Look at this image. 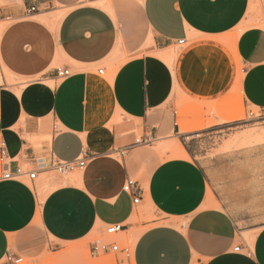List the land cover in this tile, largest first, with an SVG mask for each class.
<instances>
[{"label": "crops", "instance_id": "crops-1", "mask_svg": "<svg viewBox=\"0 0 264 264\" xmlns=\"http://www.w3.org/2000/svg\"><path fill=\"white\" fill-rule=\"evenodd\" d=\"M54 1L70 8L55 27L41 17ZM141 2L146 33L104 0H26L38 10L7 17L18 19L3 27L0 67L18 82L0 84V264L38 232L72 243L111 224L138 229L139 207L155 219L141 223L150 227L133 244V264H264V143L201 160L182 145L188 158L157 149L196 132L178 115L179 96L219 102L240 89L245 106L264 109V27L230 46L251 0ZM59 67L71 75L57 78ZM79 158L83 168L52 167ZM17 169L36 176L3 178Z\"/></svg>", "mask_w": 264, "mask_h": 264}, {"label": "rangeland", "instance_id": "rangeland-1", "mask_svg": "<svg viewBox=\"0 0 264 264\" xmlns=\"http://www.w3.org/2000/svg\"><path fill=\"white\" fill-rule=\"evenodd\" d=\"M104 1L111 3L114 15L118 17L120 21L124 14H126L127 18L133 20L136 27H139L141 33H146L143 24L139 20V10L142 3L141 0ZM30 7L31 6L26 3V0H0V27L5 28L9 23L14 22V19H18L17 17L13 19L7 18L14 15V12L17 10H23L27 17L31 16L32 13H28ZM69 9V6L54 1L51 5L42 9V11L50 13L41 17L48 18V21L45 22L55 27V18H59L61 15L63 16ZM121 23L122 22H120V25ZM263 27L264 0H251L246 19L242 25L233 32L229 37V40H225V42L232 46L238 36L244 31L251 28ZM191 41L192 39L189 40V42ZM180 48L181 47L178 46L177 50ZM58 66H61V63ZM3 79L4 83L9 86L18 82L0 67V84L3 82ZM177 107L178 115L181 118H184L183 121H186L188 126L195 128L196 132L180 135V137L177 135L176 137H173V139H177L175 142L184 146L186 149H190L191 151L197 150L196 159L198 160H201V155L210 157L223 151L264 143V113H260L262 111H260V108L257 106H245L243 102V94L240 89L233 90L232 94L219 102H198L184 96H179ZM250 111L254 112V115L256 116L261 114V118H250L248 115ZM229 114L231 116L233 115L235 120L225 121ZM119 123V120L113 121V124L115 125H118ZM226 123L229 124L226 125ZM184 130L185 129L182 128L181 132H184ZM127 131H129V128H124L119 130V133L124 134ZM247 134H253L251 136V141L246 143L238 142L237 145H230L231 141L236 137L241 138L243 135ZM193 141H197V143L193 144ZM168 146L169 145L167 144L162 146V148L159 145L157 149H159L161 154L166 158H180L176 154L172 155L169 149H165L166 147L168 148ZM137 210L138 214H134L135 217L133 221L139 223L138 229L111 236L106 235L105 232L100 233L96 231L85 240L72 243L52 242L47 240L44 236H41L38 232L39 236L31 241L30 248L23 249L22 256H20L23 258L21 262H11L6 258L1 264H133V244L139 233L150 227L142 226L141 223L148 222L151 224L155 219V216L151 213L149 207H139ZM94 241H98L99 243L116 242L119 245L120 250L105 251L94 254L92 252V243ZM247 242L250 244L249 240H247ZM36 244L37 247L34 246ZM13 257L15 258L17 256Z\"/></svg>", "mask_w": 264, "mask_h": 264}, {"label": "built area", "instance_id": "built-area-1", "mask_svg": "<svg viewBox=\"0 0 264 264\" xmlns=\"http://www.w3.org/2000/svg\"><path fill=\"white\" fill-rule=\"evenodd\" d=\"M38 9L35 6H31L28 10V13H32L37 11ZM185 40H180V44H184ZM100 73H103V69L100 70ZM71 75V71L69 69H65V68H57L56 69V77L57 78H65ZM260 113H264V109L260 108ZM249 117L254 119V118H261V114L259 115H254V112L250 111L249 112ZM199 136V135H198ZM153 142V139L150 137H146V138H135L133 145H145V144H150ZM0 154H1V160L5 162L6 159V150L4 148V146H1L0 148ZM85 159L84 158H79L75 161L69 162V161H56L53 164V169H55L57 172L65 174L70 172L71 170L77 169V168H83L85 166ZM29 176L30 179L35 178L36 176V171L34 170H23V169H17V171L15 173H4L3 174V178L4 179H19L23 176ZM136 182L134 180H128L127 183L124 186V190L126 192H133V188L135 186ZM134 201L137 203L139 201V197L135 198ZM125 228L126 225L123 224H111L109 226H107V228L105 229V234L106 235H114V234H119L122 232H125ZM92 252L94 254H98L100 252H105V251H118L119 249V245L116 242H109V243H99L98 241H94L92 243ZM239 248L236 247L235 250H238ZM125 250L127 251V249L125 248ZM8 261L11 262H16L19 263L23 260L22 257H13V256H8L7 257Z\"/></svg>", "mask_w": 264, "mask_h": 264}, {"label": "bare ground", "instance_id": "bare-ground-1", "mask_svg": "<svg viewBox=\"0 0 264 264\" xmlns=\"http://www.w3.org/2000/svg\"><path fill=\"white\" fill-rule=\"evenodd\" d=\"M60 18V17H59ZM58 20V19H57ZM53 22V21H52ZM4 28L3 27H0V35H1V33H2V30H3ZM170 57L171 58H169V60H172V55H170ZM262 133V132H261ZM260 133V134H261ZM244 136V135H243ZM249 136H250V134H249ZM248 136V137H249ZM260 137V136H259ZM258 138V137H257ZM237 139H239V137H237ZM249 139V138H248ZM251 140V139H250ZM172 142V141H171ZM174 142V141H173ZM242 142V141H241ZM162 147V146H161ZM160 148V147H159ZM163 148V147H162ZM165 149H169L170 151H171V153H172V155L173 154H176L178 157H182V158H188L189 157V155H188V153H187V151L179 144V143H177V142H174V143H171L169 146H168V148L166 147ZM168 150V151H169ZM164 151V150H163ZM169 151V152H170ZM167 152V151H166ZM135 217V216H134Z\"/></svg>", "mask_w": 264, "mask_h": 264}]
</instances>
